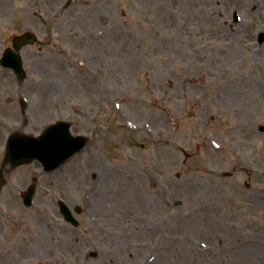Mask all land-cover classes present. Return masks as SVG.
Wrapping results in <instances>:
<instances>
[{
	"label": "rangeland",
	"instance_id": "rangeland-1",
	"mask_svg": "<svg viewBox=\"0 0 264 264\" xmlns=\"http://www.w3.org/2000/svg\"><path fill=\"white\" fill-rule=\"evenodd\" d=\"M27 29L26 77L0 64V169L14 131L90 140L6 167L0 264H264V0H0V58Z\"/></svg>",
	"mask_w": 264,
	"mask_h": 264
},
{
	"label": "water",
	"instance_id": "water-1",
	"mask_svg": "<svg viewBox=\"0 0 264 264\" xmlns=\"http://www.w3.org/2000/svg\"><path fill=\"white\" fill-rule=\"evenodd\" d=\"M34 40L33 35L25 34L24 36L15 38L14 45L16 49H19L23 44L33 42ZM1 62L6 66L12 67L20 77L24 76L22 59L13 50L7 49ZM85 140L82 136H72L68 130V126L61 122L50 126L38 137L17 132L9 138L6 160L16 166L20 163L30 162L38 158L47 169H51L58 166L63 160L79 150L85 143ZM4 182L3 179H0V188ZM33 192L34 187L31 186L24 193V201L26 204L31 203ZM60 208L68 220H73L69 207L62 201H60Z\"/></svg>",
	"mask_w": 264,
	"mask_h": 264
}]
</instances>
